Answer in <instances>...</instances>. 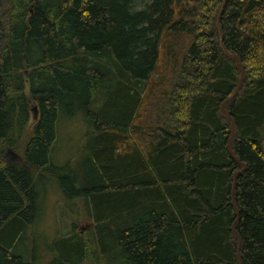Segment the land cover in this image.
I'll return each instance as SVG.
<instances>
[{"label":"trees","instance_id":"16d2710c","mask_svg":"<svg viewBox=\"0 0 264 264\" xmlns=\"http://www.w3.org/2000/svg\"><path fill=\"white\" fill-rule=\"evenodd\" d=\"M137 1L0 0V264L55 181L92 228L47 264H264V0Z\"/></svg>","mask_w":264,"mask_h":264},{"label":"rangeland","instance_id":"374dc122","mask_svg":"<svg viewBox=\"0 0 264 264\" xmlns=\"http://www.w3.org/2000/svg\"><path fill=\"white\" fill-rule=\"evenodd\" d=\"M148 1H137V8L141 9ZM88 130L83 115L72 118L61 115L57 124V140L51 151L52 163L57 167L75 164ZM7 158L9 161L13 159L11 155ZM38 193L39 211L34 223L23 234V245L27 262L34 258L36 264H47L51 260L52 244L58 237L69 234L72 229L83 235L91 230L92 223L87 218L83 202L65 196L56 181L40 183Z\"/></svg>","mask_w":264,"mask_h":264},{"label":"water","instance_id":"95a60500","mask_svg":"<svg viewBox=\"0 0 264 264\" xmlns=\"http://www.w3.org/2000/svg\"><path fill=\"white\" fill-rule=\"evenodd\" d=\"M223 9H224V5H223V7H222V9H221L220 16H219V18H218V22H217L218 27H220V17H221V14H222ZM220 34H221V37H222V31H221V30H220ZM231 58L235 61L236 66H237V68H238V70H239V72H240V74H241V77H240V81H239V86H238V88L236 89L235 93L232 95V97H231L227 102H229V101H231L233 98H235V96L238 94V92H239V90H240V87H241V85H242V81H243V73H242V69H241V67H240V64H239V62H238V60H237V57L231 55ZM227 102H226V103H227ZM226 103H224V105H223V107H222V111H223V114L227 116L228 114H227L226 111H225V105H226ZM33 114H34V118L36 119L37 116H38V115H37V108H36V107L33 108ZM232 128H233V132H234V124H233V122H232Z\"/></svg>","mask_w":264,"mask_h":264}]
</instances>
